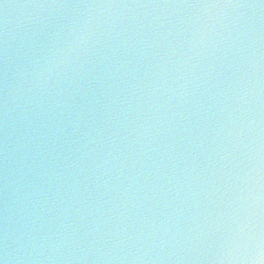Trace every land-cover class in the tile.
<instances>
[{
  "label": "water",
  "instance_id": "1",
  "mask_svg": "<svg viewBox=\"0 0 264 264\" xmlns=\"http://www.w3.org/2000/svg\"><path fill=\"white\" fill-rule=\"evenodd\" d=\"M0 264H264V0H0Z\"/></svg>",
  "mask_w": 264,
  "mask_h": 264
}]
</instances>
